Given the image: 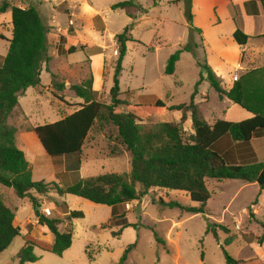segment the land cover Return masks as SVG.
Returning a JSON list of instances; mask_svg holds the SVG:
<instances>
[{
    "label": "rangeland",
    "instance_id": "obj_1",
    "mask_svg": "<svg viewBox=\"0 0 264 264\" xmlns=\"http://www.w3.org/2000/svg\"><path fill=\"white\" fill-rule=\"evenodd\" d=\"M120 1L125 0H98L100 16L92 20L86 18L83 27L76 18L79 37L85 42L62 58L65 63L82 66V70L76 67L71 71L76 75V80H71L70 86L81 84L80 80L90 78L88 59L94 56L95 51L103 50L105 85L96 93L95 98L106 105L111 104L110 90L114 85L118 58L115 36L133 23L132 40L127 42V54L119 77L120 98L134 103L162 99L168 105H176L189 103L197 90L194 100L201 115L209 118L210 112L218 108L219 102L215 89L207 79L208 71L205 66H209L221 77L219 81L222 87L225 86L223 75L229 76L235 82L233 77L240 75L243 72L241 69L247 68L242 61L244 52L232 37L236 24L240 23L239 7L230 5L228 0H192L194 17L190 23L185 15L186 0L178 3H173V0H138L142 10L135 19L130 18L124 10L112 9V5ZM256 20L258 28L261 29L259 25H263L264 13ZM0 22V33L7 38L12 37V26L5 19ZM191 33L195 44L194 52H182L175 73L166 74L168 59L188 44ZM202 34L209 45L205 44ZM83 44L85 46H81ZM8 48V40L0 39V61L6 56ZM255 48L256 54L249 53V56L258 65L264 62V40H257ZM58 65L59 63L55 64L57 68ZM41 77V86L30 88L26 96L20 99V106L28 118L18 109L9 121L24 133L30 126L52 123L64 114L74 112L75 104L83 101L69 88L66 96L73 104L62 105L45 88L53 82L51 72L44 68ZM62 79L58 75L56 82L61 83ZM203 93L212 96L210 103H207ZM125 109V106L121 107V110ZM223 109L221 107V111ZM176 114L177 111H166L163 115L153 113L148 123L155 125L177 120ZM184 128L186 137L193 133L191 119L190 123L184 124ZM116 137V127L100 119L83 154L64 155L59 160L65 159V156H68V160H78L79 170L74 172L76 182L84 177L108 172H129L130 153L119 145ZM19 138L18 147L22 150L23 141L27 137L22 135ZM257 144L264 159V139L258 140ZM34 146L39 158L45 163L50 162L52 156L38 143ZM28 153V157L32 158L30 150L27 155ZM207 186L211 198L206 204L205 213L198 214L171 208L160 202L162 199L167 203L177 201L182 206L199 207L200 204L192 201L186 192L178 190L154 188L141 201H134L129 209L124 204L118 207L109 206L73 194L61 196L51 192L43 205L53 207V215L50 216L62 217V232L67 231L69 223L73 224L72 246L63 256L35 247L34 253L39 259L27 264H121L122 257L132 244L136 246L128 252L123 264H226L223 248L236 259L260 256L264 261V246L258 247L256 243H252L261 234V222H264V201L253 205L259 185L238 179H208ZM0 194L5 196L6 203L11 207L22 203L12 188L1 183ZM67 205L71 207L70 212L81 211L83 216L71 220L67 215L62 216V210L67 209ZM26 213L23 210L22 215ZM209 223L224 224L230 229V234L219 229V237L216 239L212 233L206 232ZM30 228L21 226V234L0 254V264L19 263L17 254L25 246V236L29 234ZM229 235L235 236V239L226 245L225 240Z\"/></svg>",
    "mask_w": 264,
    "mask_h": 264
},
{
    "label": "trees",
    "instance_id": "obj_2",
    "mask_svg": "<svg viewBox=\"0 0 264 264\" xmlns=\"http://www.w3.org/2000/svg\"><path fill=\"white\" fill-rule=\"evenodd\" d=\"M180 1L173 0V3ZM112 9L124 10L133 19L142 10L138 0L114 3ZM8 10L12 11V37L7 38L0 33V39L9 42L8 52L0 61V183L12 188L19 199L29 201L38 223L54 235V241L48 242L27 234L26 244L17 254L18 264L37 261L39 257L34 253L35 247L63 256L72 246L73 224L69 223L67 231L62 232V217L47 216L42 212L43 200L49 197L51 192L61 196L73 194L97 204L116 206L139 202L154 188L178 190L186 192L192 201L200 204L199 207L182 206L177 201L167 203L162 199L160 202L171 208L198 214L205 213L206 204L211 198L207 186L208 179H238L259 185L253 205L259 203L264 191V162H231L228 159L230 146L228 143L226 148V144L227 140L232 145L237 142H250L257 136L264 137V115L255 114L252 118L238 122L218 119L214 124H210L200 114L198 104L194 100L197 90L189 103L176 105H168L162 99L147 103L121 99L119 77L127 54V42L132 40L133 23L128 24L123 32L115 36L118 58L114 85L110 90L111 104L106 105L95 98L93 77L90 76L81 84L70 86L75 95L83 100L79 109L58 121L27 128L28 133L41 143L46 153L60 164L62 160H58L64 155L83 153L91 131L98 120L104 119L116 127V140L130 153L131 170L84 177L69 186H63L56 181L34 180L31 165L24 151L18 147V128L9 121L19 107L20 96L29 88L42 84V72L51 60L48 34L52 29L44 25L39 9L33 4L20 8L13 6L9 0H2L0 15ZM185 15L188 22L192 23V0H186ZM233 36L240 45L246 44L249 39V35L241 30L240 23L236 24ZM192 40L191 33L188 44L170 56L166 74L175 73L182 52H194L195 44ZM70 51H75V48H70ZM205 68L208 71L207 79L221 98L227 97L246 107L242 80L238 79L229 90H225L209 66L206 65ZM56 78L57 76L52 74L53 87L64 90L65 83H57ZM122 106H125V111L121 110ZM166 111H180L182 116L180 120L155 125L148 123L151 114L163 115ZM189 115L193 133L186 137L184 124ZM16 212V208L9 206L0 194V254L21 234V228L14 223ZM82 216L81 211H71L67 214L69 220ZM261 227V234L252 241L258 247L264 246V222H261ZM219 229L230 234V229L220 223H209L206 232L212 233L218 239ZM157 238L159 239L158 236ZM234 239L235 236L229 235L225 244H231ZM135 246L136 244H132L127 248L121 264L126 261L128 252ZM223 254L226 264H264L260 256L236 259L224 248ZM201 258L203 260V254Z\"/></svg>",
    "mask_w": 264,
    "mask_h": 264
},
{
    "label": "crops",
    "instance_id": "obj_3",
    "mask_svg": "<svg viewBox=\"0 0 264 264\" xmlns=\"http://www.w3.org/2000/svg\"><path fill=\"white\" fill-rule=\"evenodd\" d=\"M2 1V0H1ZM13 6H17L20 8H25L31 4L35 5L43 18V23L46 27L51 28V32L48 34L49 37V53L51 56V60L45 66V69L50 71L51 74H55L56 76L60 75L63 79L61 83H65V89L59 90L53 88V82L50 86L45 87L46 90L51 91L54 96H56L62 103V105L72 106L73 103L68 101V96H66V92L70 88V81L76 80V75L71 71H74L76 67L82 70V66H74L70 63H65L62 58L66 53H71L70 48H75L77 45L85 42L79 37V27L76 29V23L78 18L81 21V27H83L84 21L86 18H90L89 20L96 19L100 16V9L98 8L97 1L98 0H9ZM230 5H237L239 7L241 16H240V28L244 34L249 35V39L246 44L240 45L234 39V32L232 33L233 41L237 43L241 47V51L244 52L243 63L247 65L246 69H241L240 75H238V79L242 80L244 85V103L245 106H241L227 97L221 98L217 93V100L219 102V106L217 109L212 110L210 112L209 118L203 116L210 124H214L218 119H225L228 121H242L249 118H252L255 114H263L264 115V62L256 63L251 59L249 53L256 54L255 42L257 40H264V22L263 25H259L261 29L258 28L257 17H260L264 13V0H228ZM5 19L7 24L12 26V11L8 10L7 12L0 15V21ZM73 21V24L70 23ZM1 23V22H0ZM262 23V22H261ZM203 35V34H202ZM11 38V37H10ZM204 38V35H203ZM205 44L209 45L204 38ZM81 46H85L84 44ZM93 57H89L88 62L90 63V71L91 76L93 77V90L96 93L100 92L103 86L105 85V53L103 50L95 51ZM250 57V58H249ZM255 57V56H254ZM60 61L62 63L60 64ZM56 63H59L58 68L55 66ZM83 64V63H82ZM242 67V64H240ZM218 79L221 77L214 72ZM220 77V78H219ZM224 80L225 86L223 88L225 90H229L234 82L230 80L229 76H222ZM79 82H83L80 80ZM223 84V85H224ZM41 86V85H40ZM38 86V87H40ZM33 88V87H31ZM30 89V88H29ZM29 89L25 92L24 95L19 98V107L14 111L19 110L23 111L20 106V99L25 97ZM57 93H54V92ZM41 92V91H40ZM203 96L207 99V103L211 102L212 96L210 94H204ZM60 97H64L61 99ZM75 104L76 109H79L81 104ZM221 107L224 109L221 111ZM200 110V109H199ZM210 110V108H209ZM74 111V112H75ZM73 113V112H72ZM70 113V114H72ZM64 114L60 119L70 115ZM201 114V111H200ZM24 117L28 116L24 113ZM182 114L180 111H177L176 119L180 120ZM12 118V117H11ZM59 119V120H60ZM191 116L189 115V119L186 123H190ZM11 120V119H10ZM58 121V120H57ZM14 125V124H12ZM191 125V124H190ZM16 126V125H14ZM38 126V125H37ZM17 127V126H16ZM18 128V127H17ZM92 133V131H91ZM91 133L89 137L91 136ZM25 135L27 138L23 141V151L26 155L27 160L29 161L31 168L33 170V179L34 180H44L46 182L56 181L59 182L63 186V183L73 185L76 183L77 177L75 176V171L79 170V164L77 159L68 160L67 157L62 159V163L57 164L54 158H50V162L45 163L39 158V154L35 150L34 144L41 143L31 136L27 129L22 132L18 129L17 142L20 141V136ZM89 137L87 141L89 140ZM264 139L263 136L254 137L250 142H237L232 143L230 145V141L227 140L226 148L229 143L228 159L231 162H238L241 164H249L255 162H264V159L261 157V151L258 148L257 141ZM86 141V143H87ZM42 149L43 146L41 145ZM86 148V144L84 146V150ZM30 150L32 154V158L28 157L27 151ZM45 151V150H44ZM46 152V151H45ZM264 155V152H262ZM83 154V153H82ZM131 158V157H130ZM60 162V160H58ZM63 165V167H62ZM4 196V195H3ZM5 198V196H4ZM44 198L43 203L47 200ZM6 201V198H5ZM22 203L12 206L16 208V217H15V225L19 226H30L29 233L39 239L46 240L48 242L54 241V235L44 226L38 223L37 218L34 215L33 208L31 203L27 200H22ZM264 201V191L260 197L259 203ZM136 202V201H135ZM138 202V201H137ZM131 202V204H133ZM258 203V204H259ZM123 205V204H119ZM125 205V204H124ZM118 207V205H116ZM48 207V206H44ZM67 209L62 210V216L67 215L70 212V208L68 205ZM53 213V207L49 206ZM23 210H26V214L22 215ZM53 215V214H52ZM37 232V233H35Z\"/></svg>",
    "mask_w": 264,
    "mask_h": 264
},
{
    "label": "built area",
    "instance_id": "obj_4",
    "mask_svg": "<svg viewBox=\"0 0 264 264\" xmlns=\"http://www.w3.org/2000/svg\"><path fill=\"white\" fill-rule=\"evenodd\" d=\"M71 24H73V21H70ZM233 80L234 81H237L238 80V75H235L233 77ZM125 205L128 207V209L130 208V205H131V202H128V203H125ZM42 212L47 215V216H50L52 215V210L49 208V207H44L42 208Z\"/></svg>",
    "mask_w": 264,
    "mask_h": 264
}]
</instances>
